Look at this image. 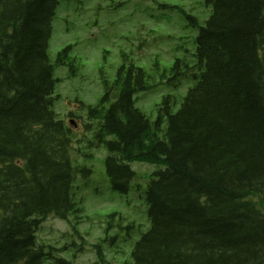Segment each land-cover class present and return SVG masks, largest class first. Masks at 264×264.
Instances as JSON below:
<instances>
[{
  "label": "trees",
  "instance_id": "trees-1",
  "mask_svg": "<svg viewBox=\"0 0 264 264\" xmlns=\"http://www.w3.org/2000/svg\"><path fill=\"white\" fill-rule=\"evenodd\" d=\"M196 1L204 21L170 6L191 41L167 69L171 84L194 82L179 108L164 98L150 121L134 107L150 76L123 62L80 127L106 148L117 192L130 189L129 162L163 165L147 176L149 228L123 264H264V0ZM58 2L0 0V264H69L35 231L82 210L69 153L80 139L52 110L54 70L72 65L69 46L48 55Z\"/></svg>",
  "mask_w": 264,
  "mask_h": 264
},
{
  "label": "rangeland",
  "instance_id": "rangeland-1",
  "mask_svg": "<svg viewBox=\"0 0 264 264\" xmlns=\"http://www.w3.org/2000/svg\"><path fill=\"white\" fill-rule=\"evenodd\" d=\"M196 2L59 0L51 22L48 55L54 59L64 46L70 45L74 72L69 65L59 66L55 70V76L60 78L55 87L56 99L53 103L57 118H64L73 110L86 122V108L81 104H97L102 94L101 79L103 76L110 80L114 78L122 63V53H126L136 65L143 66L150 75V84L154 85L136 101V106L154 118V104L163 95L171 94L177 101L173 106L176 109L180 103L179 97L185 93L191 81L185 80L177 88L162 83L153 63L157 60L161 68L168 67L175 56L181 55L180 46L183 43L191 46L180 14L170 6L181 5L187 10L193 8L191 11L198 17L204 16L205 10L197 8ZM90 132L80 131V140L74 142V149L77 150L70 152L73 165L84 163L92 169L88 180L77 174L73 183L83 198L82 218L79 223L72 218L70 222L49 218L38 227L36 240L39 245L57 249L52 251L53 258H64L70 264H93L97 259L95 251L86 246L80 253L81 239L84 238L87 245H93L107 236L113 251L104 248L102 242L104 258L108 261L112 259L111 264H122L128 259L134 241L149 227L144 189L148 173L159 166L130 162L137 176L132 179V187L126 194L118 193L111 189L105 173V147L102 144L93 149L87 146L92 136ZM87 151L93 154L92 157H83L82 153ZM145 169L148 173L141 174ZM113 213L116 215L112 218L110 215ZM116 249L120 251L119 254L114 252ZM111 254L115 256L110 259ZM46 264L50 263L46 261Z\"/></svg>",
  "mask_w": 264,
  "mask_h": 264
}]
</instances>
